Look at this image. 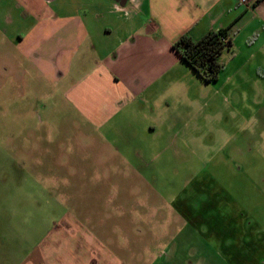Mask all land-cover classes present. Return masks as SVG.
<instances>
[{
	"label": "crops",
	"instance_id": "obj_1",
	"mask_svg": "<svg viewBox=\"0 0 264 264\" xmlns=\"http://www.w3.org/2000/svg\"><path fill=\"white\" fill-rule=\"evenodd\" d=\"M219 29L231 40L223 66L262 58L264 75V0H0V264H128L126 245L118 251L91 215L99 202L79 194L87 187L71 197L68 176H86L87 161H116L142 176L141 163L159 158L169 131L192 143L175 129L210 126L208 91L196 88L202 80L173 43ZM64 185L61 216L40 220L36 192ZM194 253L175 238L161 264Z\"/></svg>",
	"mask_w": 264,
	"mask_h": 264
},
{
	"label": "rangeland",
	"instance_id": "obj_2",
	"mask_svg": "<svg viewBox=\"0 0 264 264\" xmlns=\"http://www.w3.org/2000/svg\"><path fill=\"white\" fill-rule=\"evenodd\" d=\"M236 61L224 65L217 81L197 84L208 91L211 125L175 129L203 142L176 138L171 130L159 158L141 163L142 176L128 174L116 161L98 166L87 161L86 176H68L73 193L87 187L79 194L99 202L91 215L101 219V230L110 229L118 251L126 245L128 264H161V251L175 238L195 251L175 257L179 264H264V75L256 62ZM45 99L39 101L38 119L46 114ZM65 189L36 192L33 210L40 220L61 216ZM30 219H21L26 224L21 244L27 248Z\"/></svg>",
	"mask_w": 264,
	"mask_h": 264
},
{
	"label": "trees",
	"instance_id": "obj_3",
	"mask_svg": "<svg viewBox=\"0 0 264 264\" xmlns=\"http://www.w3.org/2000/svg\"><path fill=\"white\" fill-rule=\"evenodd\" d=\"M230 44L227 30L219 29L207 32L200 39L184 33L173 43V48L203 82L210 83L218 80L224 67L219 56Z\"/></svg>",
	"mask_w": 264,
	"mask_h": 264
},
{
	"label": "built area",
	"instance_id": "obj_4",
	"mask_svg": "<svg viewBox=\"0 0 264 264\" xmlns=\"http://www.w3.org/2000/svg\"><path fill=\"white\" fill-rule=\"evenodd\" d=\"M251 1H252V0H239V2H241V3L245 4V5H249V4H251ZM225 40L228 41L229 39L226 37Z\"/></svg>",
	"mask_w": 264,
	"mask_h": 264
}]
</instances>
